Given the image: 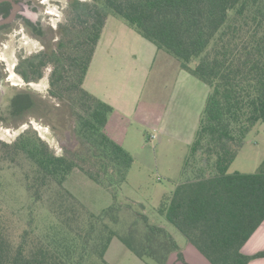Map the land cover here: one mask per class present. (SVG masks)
<instances>
[{"label":"trees","instance_id":"obj_1","mask_svg":"<svg viewBox=\"0 0 264 264\" xmlns=\"http://www.w3.org/2000/svg\"><path fill=\"white\" fill-rule=\"evenodd\" d=\"M109 14L209 87L179 181L156 207L186 238V249L117 200L133 157L103 131L111 105L83 87ZM49 34L39 51L18 58L15 72L28 83L50 65L48 94L72 145L55 154L31 129L0 141V161L22 170L30 200L22 213L0 209V264H109L104 255L113 237L154 264H247L264 257V250L241 251L264 220V160L253 173L227 171L247 133L264 123V0H67L65 22ZM36 100L17 92L9 112L40 103L51 111ZM75 167L106 187L113 202L98 213L81 203L64 186Z\"/></svg>","mask_w":264,"mask_h":264},{"label":"rangeland","instance_id":"obj_2","mask_svg":"<svg viewBox=\"0 0 264 264\" xmlns=\"http://www.w3.org/2000/svg\"><path fill=\"white\" fill-rule=\"evenodd\" d=\"M66 4L67 0H26L18 13L21 18L13 22L6 34L0 35V65L4 73L0 81L2 142L10 143L23 130L31 129L55 154L63 152V145H72L58 127L54 108L57 100L48 94L50 65L44 68L40 79L29 84L14 71L20 56L39 51L42 41L48 38L43 36L38 40L34 32L23 25L22 19L39 23L43 29H55L65 22ZM106 22L105 30L112 29L114 43L108 51L98 54L86 86L110 101L112 112L103 131L133 157L126 181L118 189L117 200L142 211L149 222L165 228L179 248L184 249L186 238L156 211V207L179 181L183 159L205 104L204 92L208 94L209 87L183 71L176 58L157 49L120 17L109 14ZM145 46L152 51L155 49L157 54L149 55ZM20 89L30 91L37 100L41 98L51 111L44 110L41 103L17 118L9 116V98ZM201 98V108L196 111L195 103L199 104ZM263 160L264 123H257L247 133L227 171L253 173ZM21 172L11 162L0 161V209L22 213L30 205ZM64 186L94 213L113 202L111 192L90 180L79 167L72 170ZM33 208L43 210L38 205ZM104 258L109 264H154L136 257L117 237L111 239Z\"/></svg>","mask_w":264,"mask_h":264},{"label":"crops","instance_id":"obj_3","mask_svg":"<svg viewBox=\"0 0 264 264\" xmlns=\"http://www.w3.org/2000/svg\"><path fill=\"white\" fill-rule=\"evenodd\" d=\"M106 24H107V22L105 23V27H103V29H102L100 38H99L97 45L95 47V51L93 53L91 62L89 64L87 73H86L84 80H83V87L88 92H91V90H90L91 88H89V86L88 87L86 86V81H87L88 73L90 72V70L94 64V61L98 58L97 57L98 54H101L103 51H104V53H105V51H108L110 48H112L111 46L114 43V40L112 38V37H114L113 31L110 28H109V30L108 29L105 30ZM143 46H144V44H143ZM145 47L147 48V50H148L147 52L149 53V55H156L157 54V51H155V49H153V51H152L151 47H148V46H145ZM183 71H185V70H183ZM198 89H200V88H198ZM91 93L93 95H95L96 97H98L99 99H101L102 101L108 103L109 105L111 104L110 101L107 98H105L104 94L98 93V92H93V90ZM204 93L207 97L206 92H204ZM205 100H206V98H205ZM202 101L203 100L201 98L199 100V104L195 103L196 104L195 107H197L196 111H198L201 108ZM193 106H194V102H193ZM186 248H184V249H186ZM262 250H264V220L255 229V231L250 235L248 240L243 244V246L241 248V251L247 255H252V254H254L258 251H262ZM247 264H264V257L253 258Z\"/></svg>","mask_w":264,"mask_h":264},{"label":"flooded vegetation","instance_id":"obj_4","mask_svg":"<svg viewBox=\"0 0 264 264\" xmlns=\"http://www.w3.org/2000/svg\"><path fill=\"white\" fill-rule=\"evenodd\" d=\"M25 1L26 0H0V19L1 18H7V17H9L12 14V12H13V16H12V18L9 21L0 24V35L1 34H6L8 32V30L10 29L11 25L13 24V22L16 19L21 18V17L18 16V13L23 10V8H24V5L23 4H24ZM22 20H23V25L26 28H30V30L34 32L33 36L36 37V38H38V40H40L41 37H43V36L46 37V38H47V36L49 37V35H50L49 34V30L51 28L47 27V28L43 29V27H41V25L39 23H36V22L33 23L29 19H26V18H23ZM56 28L57 27H55V29ZM43 42L44 41H42V44H43ZM15 65H14V71H15ZM3 78H4V73L2 71V66L0 65V81ZM25 83H27V82H25ZM29 83L30 82H28L27 84H29ZM17 92L28 93L30 96H33L35 99H37V96H35L33 93H31L28 90L20 89L18 91H15V93H17ZM15 93H13L11 95V97ZM38 100L41 101L42 99L41 98L40 99L38 98ZM38 100H36V102H39ZM8 106H9V104H8ZM32 108L35 109V108H38V106L36 105L35 107L27 108V109L21 111L18 115H16V114H10L9 109H7V112L9 114V116H11L13 118L14 117L17 118V117L21 116L23 113L30 111Z\"/></svg>","mask_w":264,"mask_h":264},{"label":"water","instance_id":"obj_5","mask_svg":"<svg viewBox=\"0 0 264 264\" xmlns=\"http://www.w3.org/2000/svg\"><path fill=\"white\" fill-rule=\"evenodd\" d=\"M12 16H13V12H12V14L9 17H7V18H1L0 19V24L9 21L12 18Z\"/></svg>","mask_w":264,"mask_h":264}]
</instances>
